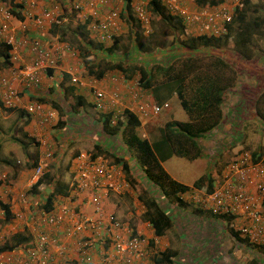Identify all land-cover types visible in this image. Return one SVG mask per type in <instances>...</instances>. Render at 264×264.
Here are the masks:
<instances>
[{"label":"crops","instance_id":"1","mask_svg":"<svg viewBox=\"0 0 264 264\" xmlns=\"http://www.w3.org/2000/svg\"><path fill=\"white\" fill-rule=\"evenodd\" d=\"M14 1L19 2V0ZM74 1L34 0L31 5L24 3L23 7H17L19 9L12 8V10L19 11V19L14 17L11 12L8 13L9 19L3 15L0 16V25L5 28L6 32H12L18 38L25 37L38 40L40 47L45 49L44 52H46L47 57L53 61L49 67L41 68L37 83L23 82L19 75L20 66L35 60L38 57L37 53L31 51L30 48L21 47L15 52L16 61L12 62L7 49L8 46L0 37V77L6 78L9 82L11 81L13 86L12 106L5 108L0 104V245L8 239L20 240L12 250L4 251L0 255H4L7 262L12 260V264H46L38 258L40 253H38L36 247L37 237L44 234L47 242H49L48 248L50 254L54 257L55 264H70L79 255V241L96 240V233L103 235L106 232H113L112 223L116 221L125 226L126 224L123 222H126L130 227L131 234H139L147 239L149 248L154 252L149 261L150 264H225L217 260L218 255L212 256L208 253L206 245L203 243V241L206 242L209 239L213 240L211 247L215 251V244H221L225 229L235 237L237 242L236 246L231 247L229 252L234 257L243 260L244 263L241 264H264V247L251 246L246 240L241 239L231 226L232 222L227 221L224 216L218 214L214 216L207 211L196 210L194 206L187 205L190 204L188 202L181 203L182 211L180 214L182 225L187 224L188 227L182 226L184 230L173 231L172 225L174 223L171 219L170 227L163 234H156L150 219L143 216L146 212H144L145 207L143 206L144 209L140 213L136 212L135 202L129 203L127 195L126 198L120 196L128 188H123L124 174L119 175V177L116 176L113 167L114 172L109 169L107 174L98 178V185L95 187L84 188L80 187L79 183H75L79 179L80 169L85 167L83 165L85 158L81 156L88 159L93 157L94 159H103L108 165L115 166L117 163L114 162L113 158H121L119 153L116 152V148H124L122 141L117 142L115 145L109 139L110 143L100 148L103 151L102 153L97 150V152H94V146L100 145L97 143V129L87 127L88 123L82 122L83 118L81 116L85 114L86 118L91 121L95 120L96 117L99 120V118L109 113L118 117L123 111L128 110V106L134 105L140 98L152 101L153 94H150V92L147 95L146 91L148 89H142L137 85L138 73L128 77L112 68L104 71L97 78L92 74V70L85 67V64L92 66L98 60L102 62V66L107 62H114L112 53L107 52L106 49L111 47L114 41L116 45L115 39L122 33L127 34L126 43L129 47L128 34L131 29H134L133 27H136L133 24H136L137 27L139 25L130 13L127 0H117L111 6L116 10L117 15L114 24L110 27L111 39L107 41L98 40L95 35L88 31L86 25L90 22V16L86 9L76 12L71 6ZM150 3L151 1L149 5ZM107 9L108 7L100 8L98 19L104 17ZM193 10L196 11L197 9L193 8ZM42 12L50 13L51 17L49 21L44 22L43 28L38 29L35 26L34 18ZM166 13L168 14L167 11ZM174 19L178 21L177 18ZM172 23L174 25L167 28L174 30L175 23ZM57 24L66 26V30L62 31ZM78 24L85 25L88 36L93 42L95 41L100 45L101 51H95L94 54H84L83 56L73 34L74 27ZM230 25L232 28L231 23ZM54 27H57V32L54 35L49 34L50 29ZM185 31L183 29L182 37H179V39L194 37L191 34H185ZM60 35L66 39H60ZM218 48L217 43L199 46L195 50H185L186 48L183 47L174 48L183 49L179 53L181 55L180 60L172 56L170 62L166 63L167 65L183 66L184 64L187 66L186 69L188 70L186 71L183 67L179 68L180 72L189 71L188 76L178 81L181 83L179 88L182 90L185 89L188 82H190L189 86H194L195 76H190V74L197 73L202 60H207V58L210 59V62L205 65L206 69L209 67L212 72L215 71V73L213 72L214 76L207 79V83H213L215 78L218 80L220 73L224 75L225 79L231 80L232 85L225 90L222 96L220 106V120L222 121L203 133L205 136L204 141H199L200 145H209V148L203 150V153L207 156H202V158L207 162L208 167L212 168L215 159L220 163L228 158L235 159L238 152L243 150L237 148L236 135L232 134L235 133L234 128H236L234 123L236 110L239 112L241 109L245 114L256 115L254 112L255 98L253 101L246 103L238 96L241 81H249L258 65L251 69L250 73H245L242 63L238 70L243 69L244 74L233 69L232 73L229 69L225 71L224 67L220 68L218 61H214L216 58H220L223 62L226 60H223L220 55L223 53L218 54ZM214 49H216L215 52ZM6 51L8 52V58L6 62H2L1 57ZM173 53L176 52L172 51L171 54ZM211 54L214 56H211ZM126 55L124 54V56ZM251 57H244L245 59L239 57L238 61L241 62V59L246 61ZM163 67L165 66L163 65ZM222 68L223 71L221 72ZM72 78L75 79L74 82L71 81ZM185 79L188 80L184 82ZM163 88V86L158 87L157 96L160 97L165 93V91L162 93ZM97 90L104 96L100 99V102L102 100L108 106L105 113H101L94 108L96 100L94 92ZM110 93H113L114 101L108 104L106 96ZM76 97L82 98L80 104ZM28 106H34V110L30 111ZM71 106L73 107L71 108ZM243 106L246 108L242 109ZM261 107L264 110V105ZM232 112L234 115L231 114ZM48 115L50 117H47ZM151 118L152 115L145 119H138L139 126L143 128L141 136L146 130L144 124L151 123ZM172 120L177 122L189 121L188 119ZM166 122L162 126L160 125L159 128L155 124L154 130L160 134L161 128ZM231 128L233 130L229 131ZM148 134L150 133L148 132ZM197 137L195 140H197ZM194 148L198 150L197 146H194ZM106 149L108 152L105 151ZM262 150L264 151V147ZM220 152H226L227 156H218ZM95 153L102 154V156H92ZM256 155L258 154L256 153ZM103 156H107L108 159ZM122 158L127 162L130 160L129 156H122ZM38 164L45 173L41 180H39L40 177L37 180L33 177L34 169ZM132 166L136 168L133 161ZM141 175L143 176L142 172ZM136 187L138 188L137 184ZM54 188L59 193L49 196ZM95 193L101 194L98 213L94 212L95 205L92 202V195ZM46 197H49L50 200L48 210L44 208ZM134 197L144 205V201L139 200L138 194ZM123 200L124 202H122ZM261 202L264 204V195ZM127 207L128 211H125ZM131 209L132 211H130ZM55 210L66 211L60 222L45 224L37 220V217L42 213ZM191 215L195 216L197 222L191 223L189 221ZM82 218H89L93 221L101 220V224H98V229L83 227L76 230L75 227L82 222ZM126 228L128 227L126 226ZM169 229L171 230L170 235L167 234ZM177 234L180 236L179 240L176 238ZM241 251H245L247 254L242 257L237 256ZM163 254L164 258H162ZM90 256L87 264H100L101 258L96 251L92 252L90 250ZM247 256L248 258H246ZM231 262L229 260L227 264H232Z\"/></svg>","mask_w":264,"mask_h":264},{"label":"built area","instance_id":"2","mask_svg":"<svg viewBox=\"0 0 264 264\" xmlns=\"http://www.w3.org/2000/svg\"><path fill=\"white\" fill-rule=\"evenodd\" d=\"M117 0H75L71 4L72 8L77 11L87 10L90 16V22L87 23L88 31L95 35L100 41H107L111 39L110 27L114 24V19L117 15L113 6ZM152 0H127L130 13L139 27L143 30L145 35L151 33V17L149 11V2ZM241 0H226L224 3L214 6L202 8L194 11L188 5V0H157L170 15L179 18L180 23L185 29H191L195 35H205L210 37H218L220 34H225V25L230 22L235 9L239 6ZM15 2V1H14ZM21 7L24 3L33 4L34 0H19L16 2ZM108 7L102 19H98L100 8ZM9 7L0 3V16L3 15L9 19ZM166 12V11H165ZM50 13L42 12L39 16L34 18L35 26L38 29L43 28L44 22L49 21ZM0 37L8 45V52L12 62H15V52L19 48H30L35 51L38 57L32 62H27L20 66L19 75L23 82L37 83L38 74L41 68H47L52 65L53 61L47 57L44 48L40 47V43L36 39H27L25 37L18 38L12 32H6L5 28L0 25ZM72 82L75 79H71ZM12 82L4 77H0V104L5 108L12 106L11 95H13ZM95 102L94 108L101 113H105L108 108L102 100V94L99 90L94 92ZM108 104L113 103L114 96L110 93L108 96ZM164 108L167 107L163 103ZM30 111L34 110V106H28ZM130 110L138 119H145L149 115L158 112L159 107L153 101H147L140 98L132 106H128ZM47 117H50L49 115ZM50 120V118H49ZM111 122H115V116ZM83 165L85 167L80 169L78 181L80 187H95L98 185V178L109 172V169L114 172V166L108 165L103 159H88L85 156ZM88 159V160H87ZM87 160V162H86ZM133 161V160H132ZM131 161V162H132ZM113 167V168H112ZM141 171V170H140ZM115 173L116 176L122 174L121 169ZM124 172V171H123ZM142 172V171H141ZM43 173L40 164L34 169L33 177L37 180ZM221 176L223 180L220 184L214 185L210 193L201 191L196 187H190L186 191H179L176 193L177 199L171 201L167 199L159 188L153 186L146 181L150 186L148 192H151L160 202L161 209L166 208V214L171 215L173 223L174 219L181 214V203H197L203 210L206 208L212 209L218 214H227L228 212L234 215L231 226L237 232V235L244 239L251 246L264 247V204L261 199L264 195V161L258 163L250 161L248 152H242L237 159L232 160L222 168ZM127 185L123 181V187ZM128 186V185H127ZM100 193L92 195V202L95 205L94 212H99ZM180 209V210H179ZM65 210L47 211L37 217L41 223L54 224L60 222L65 216ZM197 222V219L193 222ZM98 224L101 220H90L89 218H82V222L78 224L75 229L80 230L83 227L98 229ZM113 232H106L103 235L95 234L96 240H82L79 241V255L70 264H87L90 256V250L96 251L100 255V264H149L152 254L154 253L148 246L146 238L139 234H131L126 226L118 223H112ZM230 233V232H229ZM49 242L44 234L37 237L36 247L38 248V256L42 262L46 264H55L54 257L50 254L48 248ZM58 248V246H56ZM218 256L227 254L222 251L220 246ZM216 248V249H217ZM59 251H61L58 248ZM228 255L232 264H241L243 260L234 257L232 254ZM234 257V259H233ZM227 262V261H226ZM244 263V262H243ZM0 264H12V260L6 261L4 255H0ZM20 264V263H15Z\"/></svg>","mask_w":264,"mask_h":264},{"label":"trees","instance_id":"3","mask_svg":"<svg viewBox=\"0 0 264 264\" xmlns=\"http://www.w3.org/2000/svg\"><path fill=\"white\" fill-rule=\"evenodd\" d=\"M3 2V5L6 7H9L11 14L14 15L16 18H20L19 11L16 9L12 10L13 7H19L21 6L14 2V0H1ZM196 2L197 5H210L214 6L219 4L222 0H193ZM244 1V0H243ZM127 6V5H126ZM17 8V9H19ZM128 8V6H127ZM149 11H150V17H158L162 22L165 24H168L169 27H172V22L175 23V26L179 25L180 31H183L182 24L173 17L169 16L165 10H163L162 6L159 2L156 0H152L149 5ZM248 14L245 13V11L242 10V8H236L234 11V14L232 16V19L228 24L225 25L226 32L222 36H224L223 40H219L222 38V36L218 37H210L205 35H199L196 37H190V38H177L175 40V43H173L168 50H162L161 49V43L160 41L157 42L154 35L149 33L147 35L143 34V30L137 27L136 24H133L134 29L130 30V33L128 34L129 37V50L127 51V55L125 56L126 59H119L115 60V62H107L102 66L101 61L95 62L94 65L85 64L86 69L92 70V74L94 77H99L102 75L104 71H108L109 69H116L119 72H122L126 76L130 77L132 74L138 73L137 78V85L145 90H150L153 92V96L155 99H159L160 97L156 95V91L158 89V85L164 84L163 86L164 91L166 94L169 93L168 88H170L169 83H173L174 89L172 92H176L178 98H180V104L182 105L183 109L189 115L190 118H188L189 121L187 122H166L161 128L160 134L158 136L150 141L148 138L141 136L140 133L136 132V128L139 126L140 122L130 110H125L120 114L118 117H115V122H111L113 119V115L111 113L104 115L103 117L98 118L93 121L86 118L85 114H83L81 117L83 118L82 122L96 125L97 127V133L100 134L99 138L100 140L97 141L100 145L94 146V152H100L101 147L106 145L109 142V139H113L117 136H119L120 141L123 142L124 148L126 149V153L129 154V158L133 160V163L136 168L142 171L143 178L146 179L148 182L153 184V186H156L159 188L162 192V194L169 200L173 201L177 199L176 193L179 191H186L189 188V185L182 184L174 179H172L163 169L161 162L169 158L170 156H178L183 157L186 159H192L194 156L198 154V150L194 148V142L193 139H195L198 134H203L210 130L211 127L215 126L217 123H219L221 119V110L220 106L222 104V96H220V93L212 94L208 89L210 87H214L217 79L215 78L214 82L207 83V79L214 76L211 69L208 67V73L204 74L202 83H198L199 91L196 93H193V95H190L188 98H183L182 89L179 88V83L176 81H181L183 78L188 76L189 71L185 72L186 65L183 64L180 66H177L175 64L167 65L166 63H169L171 60V57L173 56L171 54L172 51L178 52V49L174 48H186L188 49H197L198 46H204V45H213L218 44V47L225 41V38L230 37L231 33L234 32L238 36V41L235 43L237 46L232 50L228 49L225 53H235L238 54V57H247L250 55L248 53L252 52V44H251V38L252 34H264L262 31L264 30V18L260 15H256L254 17L249 18ZM246 18V19H245ZM152 21V20H151ZM134 23V22H132ZM137 23V22H136ZM230 23H236L238 24V30H235V27L231 28ZM138 24V23H137ZM61 30L65 31L66 26L57 24ZM68 26V25H67ZM230 26V27H229ZM176 31V27L174 28ZM57 32V27L51 28L49 31V34L54 35ZM177 34L179 32L176 31ZM63 34H65L63 32ZM74 38L76 39L78 43V48L80 51L84 54L93 53L95 51H101L102 48L100 45L88 36L87 30L85 28L84 24H78L74 27L73 30ZM150 37L151 41H146L145 37ZM60 39L65 40L66 38L62 35L59 37ZM219 40V41H218ZM239 42V43H238ZM225 43V42H224ZM234 44V45H235ZM8 46V45H7ZM115 41L112 44L111 47L107 48V52H111L114 49ZM8 49V48H7ZM245 52H243V50ZM165 52V53H164ZM169 54V59H165L164 55ZM8 58V52L6 51L5 54L1 57L2 62H6ZM245 59V58H244ZM85 62L87 60L84 59ZM174 61V60H172ZM215 62L218 61L221 67H226L227 64H224V62L220 58H216L214 60ZM222 61V62H221ZM128 62V63H126ZM223 63V64H221ZM127 64V65H126ZM126 65V66H125ZM163 65L165 67H163ZM183 67L184 72H180V69ZM215 68V65H214ZM219 68V69H220ZM229 71L232 73L233 71L229 69ZM159 73L161 74L160 78H158ZM226 86L224 87V90H226L228 87H230L231 80L226 79ZM204 87L205 92L200 91V89ZM237 94V93H236ZM240 99L243 100V98L239 95ZM76 99L79 101V104L81 103V97H76ZM254 105L255 106V114L258 116V118L261 121L262 124V130L264 131V110L261 109L260 106L264 105V89L260 90L258 94L256 95V98L254 99ZM249 106V105H248ZM73 106H71L72 108ZM246 107H242L244 109ZM234 111V109H233ZM253 112V113H254ZM231 114L234 115L232 112ZM248 114H245L241 109L238 112L236 110L235 112V124L236 128H234L235 133H232L236 135V141H240L242 138H244V132L242 131V125L244 120H246ZM93 118V117H92ZM220 124V123H219ZM98 138V139H99ZM104 138V140H102ZM108 140V141H106ZM103 144V145H102ZM97 150V151H96ZM108 152V150H105ZM241 151L238 152L237 155H240ZM253 154L250 156L251 160H257L259 155ZM92 156H98L101 157L102 154H93ZM116 156V155H114ZM119 156H121L119 154ZM93 160L94 157L92 158ZM114 162H116L120 167H122V170L124 171L125 176L128 177L129 173V167L126 160H123V158L120 157H114ZM222 168V167H221ZM222 172V169H221ZM43 174L40 176V179H43ZM38 180V181H39ZM223 177L221 176V173L219 176L214 175H206V176H199L197 179H195L192 182V186L196 188H200L201 191L210 193L213 188V186L218 185L222 182ZM205 184V185H202ZM203 188H202V187ZM33 191L34 190H31ZM32 192V193H33ZM59 193L55 190H52L49 193V196H53L54 194ZM144 198V197H143ZM147 194L145 197V204L148 207V211L145 212L143 215L145 218L150 219L151 224L154 227V232L156 234H163L166 229L170 227L171 224V215L166 214V208L160 209L156 203L154 198ZM50 204L49 197H46L44 208L48 210V206ZM192 206L195 207L196 210L200 211H207L211 215H216L218 213L214 212L212 209L206 208L205 210L201 209L197 203H192ZM162 211V212H161ZM219 216H224V218L227 221L232 222L234 220V215L230 212L227 214H218ZM11 239V238H10ZM14 241V242H13ZM22 241V240H21ZM20 242L19 239L13 238L7 242H4L0 245V253L4 251H10L13 249L15 245H17ZM13 243V244H11ZM216 248L220 246V244H215ZM214 249L216 252H219L220 249L217 248ZM164 254L162 255V258H164ZM169 258V257H168Z\"/></svg>","mask_w":264,"mask_h":264},{"label":"rangeland","instance_id":"4","mask_svg":"<svg viewBox=\"0 0 264 264\" xmlns=\"http://www.w3.org/2000/svg\"><path fill=\"white\" fill-rule=\"evenodd\" d=\"M0 3H2L1 0H0ZM162 8H163V10H166L163 6H162ZM239 8H242V10L245 11V13L248 14V16H250L249 18L254 17L256 15H260L264 18V0H244V1L242 0ZM168 15H170V13H168ZM151 20H152L151 21V23H152L151 24L152 25V31H151L152 33L151 34L154 35L153 37H155L157 42L160 41L162 50H168V48L173 43H175V40H177V38L182 37V31H180V29L178 28L179 25L175 26L176 31L179 32V35H178L175 30L168 29L167 27H169V25L162 22L158 17H152ZM231 24L233 27H235V30H238V26H237L238 24H236V23H231ZM171 25L173 26L174 24H171ZM185 32H186L185 34H191L194 37L197 36V35H195V32L191 29H187ZM263 32H264V30L262 31V33ZM223 34H220L218 36L220 37ZM151 38H152V36H150V37L148 36V37H145V40L151 41ZM223 39H224V36H222V38H220L219 40H223ZM115 40H116V45H115L116 47L114 46V51L112 52V56L114 58L113 60H116V59L117 60H119V59L124 60V59H126L124 54H126V52L129 50V47H127V43H126L127 42V34L122 33ZM237 41H238L237 34L236 33L234 34V32H232L230 37L225 38V41H224L225 43L223 42L220 45V47L218 48V50H217L218 54L224 53L228 49L233 50L237 46L235 44ZM251 44H252V50L253 51L248 53V54H250L248 57H251V56L252 57H251V59L246 60V61H243V59H241V62H239L238 61L239 57L237 58L238 54L235 53V51L233 53L220 54L221 57H223V60L226 59L224 61V63L227 64L226 67L224 66L225 71L227 69H231V70L233 69L236 71H240V70H238V68L240 67V65L242 63L243 67L245 68L244 70L246 71L245 73H250L251 72L250 70L254 69L258 65V67L255 68V72L250 76V80L246 81V82L241 81V84H240L239 95L243 98V100L246 103L253 101V99L256 98V95L258 94V92L260 90L264 89V34H252ZM180 50H183V49H180ZM180 50L177 53L172 54L176 58H179V60L181 57V55L179 54ZM242 50H243V52H245L244 49H242ZM215 51H216V49H214V52ZM211 56H214V55L211 54ZM164 57L168 61L169 54L164 55ZM209 58H210V56H209ZM175 61H178V60H175ZM209 62H210V59H208V58H207V60H202L201 66L197 70L198 72L197 73L194 72V73L190 74V76H195L194 86H189L190 82L187 83L185 89L182 91L183 98H188L190 95H193V93H196L199 91L198 83H200V84L202 83L204 74L206 72H208V69H206L205 65L208 64ZM126 63H128V62H126ZM244 70L241 69L240 73L244 74ZM220 71L222 72L223 68ZM226 73L228 74V72H226ZM160 75L161 74L159 73L158 78L161 77ZM121 79H122V77H121ZM186 80H188V79H185L184 82ZM176 82H178V81H176ZM225 83H226V79H225L224 75H222L220 73L218 75V80L216 81L215 86L210 87V89H208V90L212 94L220 93V96H223L225 93V90H224V87L226 86ZM169 85H170V88H168V90H169L168 94H166V93L162 94L159 99H155L153 96L152 101L159 107V110L157 113L152 114L151 123L144 124V127L146 128V130H144V132L142 133V136L148 138L150 141L154 140V138H156L158 136V131L154 130L155 124L158 126L157 128H159V126L160 125L162 126L163 123L166 121L173 122L172 119L186 120V119L190 118L189 115H187V113L183 109L182 105L180 104V98H178L177 94H175L176 92L175 93L172 92V90L174 89L173 83H169ZM179 85H181V83H179ZM248 85L250 88L248 87ZM162 86H165V85L160 84L157 87H162ZM200 91L205 92L204 87H202L200 89ZM163 92H164V90H162V93ZM148 93L153 94L151 90H147L146 94L148 95ZM163 103H166V105H167L166 108H164L162 106ZM261 109H262V107H261ZM158 120H160V121H158ZM87 127L94 129L97 126L95 124L94 125L88 124ZM142 130H143V128L141 126H138L136 128V132H138L140 134H141ZM232 130H233V128H231L229 131H232ZM242 131L244 132V138H242L240 141H238L236 143L237 148L243 149V150H241V153L245 152V151L248 152L250 156L252 155V153L253 154L257 153L259 156H258L257 160H254V159L252 160V162H254V163L264 161V151L262 150L264 147V131L262 130V124H261L260 119L256 115L255 116L247 115V118H246V120H244L243 125H242ZM148 132L150 134H148ZM96 136H97V138H99L100 134L98 133V135H96ZM204 138H205L204 134H199L197 137V140L193 139L194 146H197V148H198V151L196 150L198 152V154L196 156H194L193 159L188 160V159H185L182 157H177V156L172 155L162 162V167L165 169V171L173 179L177 180L178 182H182L184 184H187L190 187H193L192 182L195 179H197L199 176H206V175L219 176V174L221 173V169L224 167L223 166L221 168V165L224 163H225L224 165H226L229 162H231L232 160L237 159V157L239 156V155H236L237 157L235 159L228 158L226 161L224 160L222 163H220L218 160L215 159L214 167L213 168L208 167L207 162L202 158V156H207L205 153H203V150L205 151L206 148H209V145L205 144L203 146V145H200V143H199V141L203 142ZM98 140H100V138ZM102 140H104V138H102ZM110 142H114L116 145L117 142H120L119 136H117L113 139H110ZM198 143H199V145H197ZM116 152L119 154L121 152V158H122V156H127V157L129 156V154L126 153V149L123 147H122V149L117 147ZM218 156H227V153L226 152H220ZM103 157L108 159L107 156H103ZM130 160L127 162L128 167H129L128 177L125 176L122 168L118 164H116L114 166L115 167V173H117L116 171L118 169H121L122 174H124L123 175V181L125 184L128 185V186L125 185L123 187L124 189L128 188V190L122 192L120 194V196L123 198H126V195H127V200L129 203L134 201L135 205H136V209H135L136 212L140 213L141 211H143L144 207H145V210H144V212H145V211H148V207L145 204L146 195L149 194L152 197L151 198L152 200H153L154 196L151 192H148V190L150 189V186L148 185V183L146 181H144V178L141 175V171L134 168L132 166V162ZM140 176L142 177V179ZM136 184L138 185V188L136 187ZM202 185H205V184H202ZM136 189H138V190H136ZM137 194H138L139 200L144 201V205L142 203H140L138 200H136V197H134ZM131 195H133V196H131ZM98 201L100 204V197L98 198ZM153 201H155L154 203H156V205H158L160 207L161 204L157 200L156 197L154 198ZM122 202H124V200ZM125 202L127 203L126 200H125ZM191 204L192 203L187 204V205H191ZM179 207L182 210V205ZM125 211H128V207L125 209ZM130 211H132V209ZM174 220L176 222L172 225L173 231L184 230V228L182 226H184L185 228L188 227L187 224L182 225V223H181L182 219L180 218V216H178V218H176ZM195 220H196L195 216L191 215V219L189 221L192 223ZM123 223L126 224L128 229L130 228L126 222H123ZM122 225H124V224H122ZM167 234L168 235L171 234L170 229L167 230ZM179 237H180L179 234H177V237H176L177 240H179ZM8 241L10 243L9 239H8ZM212 241L213 240L209 239L206 242L203 241V243L206 245V250H208V253H210L212 256H217V252L213 251V249L211 247ZM236 243L237 242H236L235 237L225 229L224 237H223L221 244H220V248H222V251H224L225 253L231 254L229 252V250L231 247L236 246ZM245 254H247L245 251H241L240 254H238L237 256L242 257ZM246 258H248V256ZM246 258H244V259H246ZM227 259H228L227 254H222L220 256H217V260L219 262H224L225 264L228 263ZM229 260H230V258H229ZM149 264H150V262H149Z\"/></svg>","mask_w":264,"mask_h":264},{"label":"clouds","instance_id":"5","mask_svg":"<svg viewBox=\"0 0 264 264\" xmlns=\"http://www.w3.org/2000/svg\"><path fill=\"white\" fill-rule=\"evenodd\" d=\"M226 0H222L221 2H219V4H217V5H220V4H222V3H224ZM241 2H242V0L240 1V4H241ZM240 4H239V6H240ZM188 5L190 6V8H196L197 10H199V9H202V8H207V7H214V6H217V5H214V6H210V5H207V4H205V5H197L196 4V2H194L193 0H188ZM239 6L237 7V8H239ZM169 16H171V17H173V18H177V20H179V18L178 17H176V16H173V15H169ZM178 22H180V20L178 21ZM182 26V25H181ZM183 27V26H182ZM184 28V27H183ZM185 29V28H184ZM185 30H187V29H185ZM197 36H199V35H197Z\"/></svg>","mask_w":264,"mask_h":264}]
</instances>
